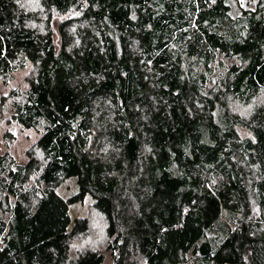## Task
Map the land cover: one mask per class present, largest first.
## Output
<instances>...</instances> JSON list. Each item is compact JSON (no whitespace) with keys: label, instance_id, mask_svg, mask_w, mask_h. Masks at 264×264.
<instances>
[{"label":"trees","instance_id":"obj_1","mask_svg":"<svg viewBox=\"0 0 264 264\" xmlns=\"http://www.w3.org/2000/svg\"><path fill=\"white\" fill-rule=\"evenodd\" d=\"M39 5L45 33L0 0V81L36 69L3 101L42 133L40 158L0 154V264H51L39 242L58 264H264V0ZM71 178L105 222L104 249L76 257L39 215Z\"/></svg>","mask_w":264,"mask_h":264},{"label":"rangeland","instance_id":"obj_2","mask_svg":"<svg viewBox=\"0 0 264 264\" xmlns=\"http://www.w3.org/2000/svg\"><path fill=\"white\" fill-rule=\"evenodd\" d=\"M20 1L27 8V12L33 16L30 26L39 30L40 33H45L46 13L40 7L39 0ZM258 2L259 0H239L240 6L245 10H255ZM41 13L43 18L40 16ZM49 19L52 20L54 29L64 21V18L56 15H52ZM229 63L227 62L226 64L228 65ZM18 70L12 79L0 81V154L9 150L17 159V163L26 164L28 162V152L35 153L38 158L41 157L40 152L36 150V144L42 133L40 131L27 130L15 124L11 118L12 110L7 108L8 102L3 101L4 97L9 95L11 91L16 89L25 90L28 86L29 77H32L36 71L30 63L24 66L21 63ZM224 73L225 70H222L220 65H218L211 81L206 84V89L209 90L216 87ZM240 111H243L244 117L248 116V110L241 108ZM237 131L241 139H254L252 132L246 127H239ZM97 133L96 129L92 130L90 148L95 143ZM96 203L97 201L91 195L83 196L78 179L71 178L62 182L56 188L52 206L43 208L39 213L41 216L45 213L48 215L46 227L50 236L58 242L63 238L68 241L73 237L69 246V249L74 254L73 257L81 253L104 249L106 244V239L104 238L105 222L96 209ZM81 220L88 221L89 229L86 234L77 235L85 230V225L79 222ZM37 248L44 250V257L47 262L58 264L59 256L56 251L39 242L37 246L31 248V252H34ZM111 263L112 259L107 254L105 264Z\"/></svg>","mask_w":264,"mask_h":264}]
</instances>
